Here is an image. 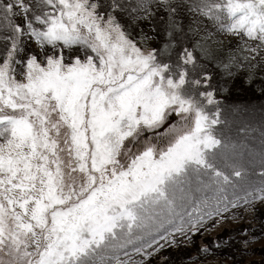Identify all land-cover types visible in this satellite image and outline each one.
<instances>
[{
    "label": "rangeland",
    "instance_id": "1",
    "mask_svg": "<svg viewBox=\"0 0 264 264\" xmlns=\"http://www.w3.org/2000/svg\"><path fill=\"white\" fill-rule=\"evenodd\" d=\"M44 1L51 7L43 0L32 5L48 8L42 22L23 11V0L3 2L6 15L13 9V17L3 18L0 26L9 45L0 64V186L13 180L21 185L18 203L4 200V210L0 188V264H71L121 224L147 219V228H155L152 213L160 215L155 224L161 228L173 213H184L194 203L188 210L201 219L168 222L174 231L171 238L186 240L199 233V240L210 246L216 245L223 231L241 227L242 240L235 243L242 254L209 256L199 264H257L264 233L253 240L250 230L260 223L255 219L258 207L264 217V193L242 198L214 214L205 212L198 205L200 199L194 201L210 192L204 190L202 172H195L190 162L202 164L203 151L216 144L209 132L214 121L208 115L217 103L244 131L261 129L257 122L263 118L264 102L240 105V98L230 96L220 84L217 94L218 86L207 69L219 71L221 79L245 73L251 85L264 80V0H202L198 9L188 6L193 12L189 18L184 9V17L178 19L169 11L170 0L154 5L162 16H153L154 0H147L142 14L161 24L160 39L139 32L137 45L111 15L104 19L96 15V0ZM27 17L40 32L25 28ZM151 39L162 40L159 46L154 42L155 48ZM59 41L85 43L63 46ZM88 46L98 55V63L86 59L63 64L54 56H48L46 64L36 58L25 65L15 61V55L25 57L27 49L44 56L48 50L76 52ZM214 95L222 100L216 102ZM51 102L61 119L55 132L46 125L54 115L53 108L48 110ZM34 107H41V118L11 114ZM176 109L184 113L174 119L171 112ZM174 120L178 127L164 130ZM146 126L153 127L133 135L122 153L131 160L128 168L115 169L124 139ZM60 138H65L67 149L59 145ZM177 173L181 174L172 180ZM190 178L192 182L186 181ZM4 190L15 198L12 186ZM27 190L30 202L23 194ZM205 200L220 208L217 200Z\"/></svg>",
    "mask_w": 264,
    "mask_h": 264
},
{
    "label": "trees",
    "instance_id": "2",
    "mask_svg": "<svg viewBox=\"0 0 264 264\" xmlns=\"http://www.w3.org/2000/svg\"><path fill=\"white\" fill-rule=\"evenodd\" d=\"M96 1L98 4L96 12L99 15L113 14L116 22L136 42H138L139 32L148 33L152 37L160 39L159 32H161V24L154 20L153 17H145L142 14V4L147 2V0ZM201 1L170 0L172 6L169 8V11L175 19H178L179 17H184L185 9L189 18V13L193 14V12L189 10L188 6L190 5L198 9ZM3 2L4 0H0V4L3 6V10H0V26L4 24L3 18H8ZM29 2H24V5H28ZM30 3L32 4V2ZM160 3H162L161 0H154L152 2L150 7L152 11L153 9L155 11L153 16L161 13L158 6L154 7V5ZM23 10L26 13L25 9ZM19 15L16 13L14 16L18 17ZM160 15L162 16V14ZM23 25L28 27L25 21H23ZM152 30L154 31L153 34H151ZM2 35H0V46L3 45V48H0V62L5 59L6 48L9 46L7 44L8 39L3 38ZM161 40L151 39L153 45H155L154 42H157V46L160 45ZM177 43L179 44V41ZM154 47L156 48V45ZM70 53L75 56L84 57L87 51L82 50ZM30 54L38 56L34 50L27 49L24 54L25 57L15 55V61L23 65ZM64 60H69L66 54H64ZM207 70L216 86L219 84L224 85L225 88L227 87L226 91L230 96L234 94L240 98V105H246L248 103L260 105L262 101L264 102V80H254L251 85L248 83L249 79L247 81V78L249 77L245 73L237 74L233 78L221 79L223 78V74L219 71L215 69ZM201 75L204 77V74L200 73L199 76ZM233 79L236 82L229 83V80ZM254 84L259 86L262 91H258V88ZM219 89L218 86L217 94H219ZM216 98L222 100L220 96H216ZM217 109L220 110L219 123L215 127L213 134L218 139L219 144L213 151L208 152L206 155V167H211V170L201 169L200 172L204 176L203 181L211 189L210 193L204 197L207 199H215L219 202L220 207H224L245 198V196L254 195L264 190V174L258 173V169L251 166L258 162V160L264 161V114L262 120L257 122V125L261 129H250V131L254 132H247L243 130V127L235 124V117L233 115L232 117L230 115H224V107L221 103L217 105ZM226 151H229V153L226 154ZM217 170L225 174L226 178H214L212 172ZM192 172V168H189L187 171L188 174ZM192 181V178L188 180V182ZM171 188L177 189V186L172 184ZM194 205L195 203L190 204L188 208ZM215 206L216 203L209 201L207 204L201 205V209L206 211L209 210V207L215 208ZM256 211L258 215L255 219L259 220L260 223L250 230V235L253 239L264 233V217L260 216V213H263V211L261 208L256 209ZM189 213V210H186L180 215L173 213L170 216V221H163L161 228L156 226V221H152L155 228L148 229L147 219H139L132 225L122 224L116 229L113 235L107 237L102 245L93 248L87 254L78 258L73 264H199L200 259H207L209 256L232 257L236 253L242 254L244 252L235 243L237 240H242L238 237L243 231V229H239L241 227H235L230 232L223 231L218 235L216 245L210 244V246L207 240H199L200 237L197 236L199 233L195 236L188 237L186 240L178 239L176 236L171 238L169 234L174 231L170 230V226L167 223L170 222L174 225L179 219L187 220L186 215ZM159 219L160 216H157V220ZM150 220L152 219L150 218ZM173 225L171 226L173 227ZM243 238L247 239L248 237ZM159 239L162 240L158 241ZM257 254L260 258L257 264H264V247L258 248Z\"/></svg>",
    "mask_w": 264,
    "mask_h": 264
}]
</instances>
